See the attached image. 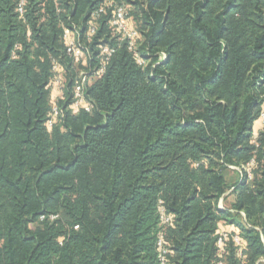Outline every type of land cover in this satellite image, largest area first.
Here are the masks:
<instances>
[{
  "label": "trees",
  "instance_id": "trees-1",
  "mask_svg": "<svg viewBox=\"0 0 264 264\" xmlns=\"http://www.w3.org/2000/svg\"><path fill=\"white\" fill-rule=\"evenodd\" d=\"M19 2L0 0V264H161L159 236L165 264H264V0Z\"/></svg>",
  "mask_w": 264,
  "mask_h": 264
},
{
  "label": "built area",
  "instance_id": "built-area-1",
  "mask_svg": "<svg viewBox=\"0 0 264 264\" xmlns=\"http://www.w3.org/2000/svg\"><path fill=\"white\" fill-rule=\"evenodd\" d=\"M23 1L20 0L18 5V11H22ZM111 5L110 3L108 4ZM125 7H121L118 5H114V8L111 12V17L109 18V25L114 33L119 35L121 38H126L129 42V48L131 49L134 46V40L137 36V32L131 22V20L126 16ZM103 11V8L100 7L98 11L92 13L90 15V20L88 21V35H92L95 31V20L97 19L98 15ZM63 43L66 49V53L73 59L74 62H85L86 54L85 51L80 44L79 40L77 39V32L75 30H71L68 28H64L63 30ZM112 50L108 47H103L101 50V58L99 61V67L94 72V77L99 76L103 73L105 64L110 56ZM135 58L139 63H142L139 55L134 53ZM52 84L54 86V93L51 94V101H52V109L48 113L46 126L48 128L55 122L57 116L59 115V110L55 105V102L58 98L62 97V87L64 82L63 71L61 67L56 63L53 62L52 66ZM86 75L83 72H80L78 75L77 80L75 81L73 87V104L71 108L73 110H77L79 108H83L85 110H89L91 105L90 103L84 98V88L86 85ZM260 121L261 126L264 127V112L260 114ZM168 218H166L167 220ZM226 232L223 230L218 231V244L221 245L223 243V239L226 237ZM233 241L239 245L238 237L236 235L233 236ZM158 248L160 250L159 257L161 264H165V255L168 252V249L164 246V242L162 237L159 236L157 242ZM221 264V263H219Z\"/></svg>",
  "mask_w": 264,
  "mask_h": 264
},
{
  "label": "crops",
  "instance_id": "crops-1",
  "mask_svg": "<svg viewBox=\"0 0 264 264\" xmlns=\"http://www.w3.org/2000/svg\"><path fill=\"white\" fill-rule=\"evenodd\" d=\"M228 201H231V199H227Z\"/></svg>",
  "mask_w": 264,
  "mask_h": 264
}]
</instances>
